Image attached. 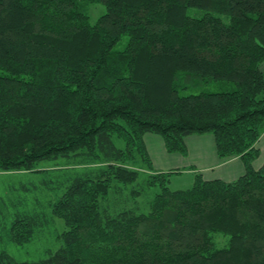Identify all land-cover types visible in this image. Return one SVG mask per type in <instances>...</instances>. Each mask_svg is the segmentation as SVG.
<instances>
[{
    "label": "trees",
    "instance_id": "trees-1",
    "mask_svg": "<svg viewBox=\"0 0 264 264\" xmlns=\"http://www.w3.org/2000/svg\"><path fill=\"white\" fill-rule=\"evenodd\" d=\"M85 3L104 5L94 24ZM263 63L264 0H0V170L80 167L52 205L60 248L0 264H264ZM205 133L243 173L172 190L179 171L153 172L144 135L185 155ZM42 224L14 218L9 241Z\"/></svg>",
    "mask_w": 264,
    "mask_h": 264
},
{
    "label": "rangeland",
    "instance_id": "rangeland-1",
    "mask_svg": "<svg viewBox=\"0 0 264 264\" xmlns=\"http://www.w3.org/2000/svg\"><path fill=\"white\" fill-rule=\"evenodd\" d=\"M83 10L88 15L91 24H94L98 17L104 13V5L101 3H85ZM123 38L117 44V48H123L126 43ZM264 70V63L261 65ZM200 134H193L187 137V141L193 143L197 141ZM206 137H211V133H205ZM160 140L162 137L157 136ZM149 138H147L148 140ZM264 145V140H262ZM115 145L124 148V142L114 138ZM180 153H169V157L179 158ZM167 155V154H165ZM167 157V156H166ZM174 159V158H171ZM178 173L170 176L169 187L172 190L187 189L192 185L194 174L190 172V167L181 164ZM77 162L70 159L58 158L56 160L39 162L35 172L28 171H2L0 170V251L6 252L16 261L35 262L48 257L62 245L59 237L65 230L61 219L52 213L53 203L63 194L64 171L66 168L76 170ZM154 168V167H153ZM80 167L77 168L79 170ZM223 167L222 170H225ZM67 170V169H66ZM218 170H216L217 172ZM145 174L141 172V177ZM154 190L145 194L141 198V211H146L145 200L150 199ZM37 215L42 221V225L35 228L34 238L22 245H17L9 241V229L14 218L20 215ZM227 237L215 235L214 241L217 247H224L227 244Z\"/></svg>",
    "mask_w": 264,
    "mask_h": 264
},
{
    "label": "crops",
    "instance_id": "crops-1",
    "mask_svg": "<svg viewBox=\"0 0 264 264\" xmlns=\"http://www.w3.org/2000/svg\"><path fill=\"white\" fill-rule=\"evenodd\" d=\"M157 136L159 135H144V143L154 167V173L175 171V169L182 167L181 164L188 165L191 168L190 172L194 176L200 174L206 180L221 179L231 181L243 173V164L239 157H231L225 160H220L217 157L214 138L212 139L211 137H206L204 134H200V137H198L200 139L193 143L190 142L189 145L187 141V137L189 136H187L185 138L187 153L185 155L179 154L181 156L177 158L169 157V152L165 149L163 139L160 140ZM147 138L149 139L147 140ZM262 140H264V132L256 144L259 149V156L253 162L254 168H258L264 162V145ZM223 167H226V169L222 170ZM216 170L218 171L216 172Z\"/></svg>",
    "mask_w": 264,
    "mask_h": 264
}]
</instances>
